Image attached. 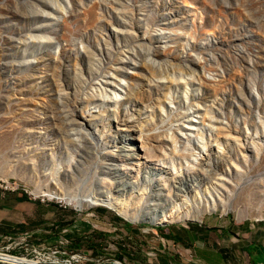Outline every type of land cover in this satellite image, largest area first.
<instances>
[{"label":"rangeland","instance_id":"rangeland-1","mask_svg":"<svg viewBox=\"0 0 264 264\" xmlns=\"http://www.w3.org/2000/svg\"><path fill=\"white\" fill-rule=\"evenodd\" d=\"M0 187V264H158L167 227L264 224V0H0Z\"/></svg>","mask_w":264,"mask_h":264},{"label":"crops","instance_id":"crops-1","mask_svg":"<svg viewBox=\"0 0 264 264\" xmlns=\"http://www.w3.org/2000/svg\"><path fill=\"white\" fill-rule=\"evenodd\" d=\"M20 200L0 187V229L13 217ZM174 253L161 250L158 264H264V224L207 223L200 229L167 227Z\"/></svg>","mask_w":264,"mask_h":264},{"label":"bare ground","instance_id":"bare-ground-1","mask_svg":"<svg viewBox=\"0 0 264 264\" xmlns=\"http://www.w3.org/2000/svg\"><path fill=\"white\" fill-rule=\"evenodd\" d=\"M119 97H120L119 94H117V93L114 94L115 99H117ZM86 135L88 138H90L91 141H95V136L90 135L88 133V131H86ZM133 151H134V149L128 150V152L131 153L130 156L127 155L128 158L133 159V160L137 161L138 163H140V154L139 153L133 154L132 153ZM142 151H143V148H142ZM138 163H136V164H138ZM136 166H139V165H136ZM128 171H130V169ZM35 195H36V197L42 196V197H48L49 199L50 198L60 199V201L61 200L65 201L66 204H68V205L72 206L73 208L80 210V211L85 206L102 205V206H105L108 208L113 207V208H119V209L123 207L122 206L123 204L118 202L116 199H111L107 196H98L96 194H90L89 196H86V197H82L79 194H75L74 196H69L66 198V197H62L61 195H59L57 193L42 191V193H39V194L36 193ZM182 201L183 202L176 207V211L171 212L170 215H172L178 211L179 212H186L188 214L190 213L191 208H190L189 202L187 201V199H183ZM181 205H183V206H181ZM167 219H168V217L163 218L162 222L168 221Z\"/></svg>","mask_w":264,"mask_h":264},{"label":"trees","instance_id":"trees-1","mask_svg":"<svg viewBox=\"0 0 264 264\" xmlns=\"http://www.w3.org/2000/svg\"><path fill=\"white\" fill-rule=\"evenodd\" d=\"M28 199V197L26 196V195H24V196H22L21 197V200H27ZM116 220H121L119 217H117V216H115L114 217ZM96 234H99L100 236H102L103 234L102 233H96ZM88 242L90 243V245H89V248H93V241L92 240H88ZM119 258V260L121 259L120 257H118Z\"/></svg>","mask_w":264,"mask_h":264}]
</instances>
